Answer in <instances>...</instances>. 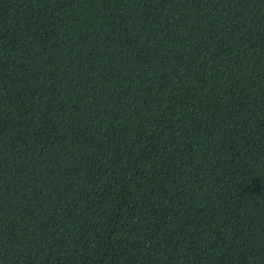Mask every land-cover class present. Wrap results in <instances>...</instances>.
<instances>
[{"label": "trees", "instance_id": "obj_1", "mask_svg": "<svg viewBox=\"0 0 264 264\" xmlns=\"http://www.w3.org/2000/svg\"><path fill=\"white\" fill-rule=\"evenodd\" d=\"M0 264H264V0H0Z\"/></svg>", "mask_w": 264, "mask_h": 264}]
</instances>
